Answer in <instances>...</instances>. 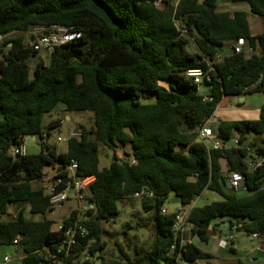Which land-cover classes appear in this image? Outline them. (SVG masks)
<instances>
[{
    "label": "trees",
    "instance_id": "16d2710c",
    "mask_svg": "<svg viewBox=\"0 0 264 264\" xmlns=\"http://www.w3.org/2000/svg\"><path fill=\"white\" fill-rule=\"evenodd\" d=\"M218 1L0 0V36L19 34L0 47V247H19L26 254L22 264H48L64 233L55 231L56 223L46 218L53 212L49 197L34 184L48 174L46 167L61 168L72 160L85 176L96 178L91 187L96 212L83 224L89 234L73 248L68 264L89 245L99 264L213 260L196 244L176 239V212L162 213L171 195L183 208L206 191L221 197L190 210V234L203 244L210 242L217 220H232V226L240 224L264 240V163L255 170L248 165L250 159L264 158V108L258 120L216 123L213 130L224 143L222 150L197 142L199 129L224 97L264 92V82L258 84L264 74V0ZM226 3H245L249 12L221 10ZM250 16L262 20L258 35L251 31ZM54 26L81 37L57 48L46 63L41 52L27 46L24 35L36 28L50 33ZM191 39L198 50L194 54L186 50ZM239 40L245 41L242 53L220 55L217 48L229 49ZM246 47L254 53L248 56ZM36 57L39 61L31 70L26 62ZM209 67L214 70L205 94L187 72ZM60 105L94 119L90 131L68 140L64 153L46 143L60 121L43 126L44 117ZM34 136L41 141L39 154L11 155L13 147ZM102 149L114 153L103 168ZM118 149L124 158L116 155ZM221 159L227 160L230 173L244 177L246 195L227 188ZM143 189L154 194L142 200L143 210L152 214V244L148 250L136 249L134 257L120 250L116 259H105L104 223L119 216V201L133 199ZM11 207L20 208L19 215L5 220ZM75 218L73 212L63 223L69 226ZM233 245L229 252L236 255Z\"/></svg>",
    "mask_w": 264,
    "mask_h": 264
},
{
    "label": "rangeland",
    "instance_id": "374dc122",
    "mask_svg": "<svg viewBox=\"0 0 264 264\" xmlns=\"http://www.w3.org/2000/svg\"><path fill=\"white\" fill-rule=\"evenodd\" d=\"M172 4H175L178 0H169ZM221 10L224 11H233V10H246L248 6L245 3H226L220 7ZM252 30L255 31V25L258 24L259 32L262 30V20L259 17L251 16L250 18ZM36 31L34 29L31 33L25 34V41L28 43L31 40L32 34ZM18 33L11 35L10 37H17ZM1 47V46H0ZM247 55H251L254 52L249 50L248 47L245 48ZM187 52L190 54L197 53L198 50L194 43V40H190V44L187 47ZM1 56V52H0ZM40 58L48 63L50 56L46 51H41ZM39 61V58H31L26 62V64L30 67L31 70L35 68ZM31 76H33V71L31 72ZM203 89V88H202ZM152 96V95H151ZM153 100V96H152ZM66 118H70L68 121ZM60 121L59 126L52 131L51 136H48L46 143L50 146L56 147L59 153H64L67 151V142H63V139H68L71 133H80L82 130L90 131L94 125L93 115L90 113H69L64 110L63 106L60 105L55 111L46 115L44 117L43 126L44 129H47V126L51 122ZM26 147L28 153L31 154H39L41 152V141L39 137H27L26 138ZM127 149V148H126ZM113 152L102 149L101 151V168L107 167L110 165ZM116 155L119 158H124L123 150L118 149ZM55 168L46 167L45 172L48 174H54ZM35 188H41V183H35ZM239 195L243 196L247 193L241 188L238 192ZM174 200L171 203L170 200L166 202L164 208L170 212H174L175 210L181 209L182 205L180 202L172 198ZM221 197L211 191H206L202 196L197 197L195 199L194 207H203L205 205L211 204L212 202L220 201ZM193 205L187 207V210ZM118 207L120 210V214L115 218L111 223H104L103 228L106 231L103 237V242L105 243V250L102 253V256L107 259H116L120 255V250H123L126 254L130 255V257H134L136 254V249H147L153 242V221L151 219L152 214L146 213L142 207L141 199H130V200H122L118 202ZM75 208L73 203H65L63 207L56 209L53 213H48L46 215L47 219L53 220L55 223L62 222L65 218H67L71 211ZM25 214L27 217L29 215V207H27ZM185 208L181 210L187 211ZM20 208L11 207L8 215L5 217V220H14L19 215ZM127 225H131L129 228ZM125 232L128 234L125 235ZM186 234L183 235L187 240L193 241L194 238L190 234L189 227H186ZM241 234L236 233L235 237L226 241V239H222L227 242L229 245H233V247L239 249L243 252V254H249L253 247H256V242H252L251 245L248 246H240V238ZM194 244L201 247L203 250L210 252L214 259L205 262H197L191 263L186 261H179V264H232L233 262H229L227 259L233 258V255L229 252L228 248H221L220 239H211L208 244L201 243L197 238L194 240ZM9 256L11 258L10 262L7 264H22L23 258L26 257V254L17 246H2L0 247V264L4 263V257ZM258 258L263 259L260 262H256ZM254 264H264V256H259L257 258H253ZM249 261V259H247ZM96 263L99 264V261L96 260Z\"/></svg>",
    "mask_w": 264,
    "mask_h": 264
},
{
    "label": "built area",
    "instance_id": "2783aa9c",
    "mask_svg": "<svg viewBox=\"0 0 264 264\" xmlns=\"http://www.w3.org/2000/svg\"><path fill=\"white\" fill-rule=\"evenodd\" d=\"M167 0H157V4H161ZM183 35H187V31L183 30ZM81 37L80 33L72 32L67 28L54 26L50 33L46 32L45 28H36V31L32 34L31 40L27 43V46L35 52L46 51L49 56L53 52L62 46L68 45L79 39ZM5 37L0 36V43H4ZM245 41L239 40L234 44L235 53L240 54L244 51ZM213 67L208 69H192L187 72V77L192 78L194 83L199 87L200 91L202 88H208L206 83L210 81V73L213 71ZM264 82V74L261 75L258 84ZM216 119L214 115L206 121V123L199 129V139L203 142L209 141L210 149L219 151L224 147V143L214 135L213 126L216 124ZM68 139H63V142H68L72 137H79L78 133H71ZM47 138V135L44 136ZM233 140L234 145L238 143ZM252 151L256 150V147L251 148ZM28 150L26 147V138L23 143L19 146L13 147L11 150V155L13 157L25 156ZM136 161L132 158L131 164L134 165ZM264 163V158L250 159L248 161L249 168L252 170L257 169ZM228 180L231 183L232 191L238 193L244 183V177L239 173H229L227 174ZM94 176H85L83 171L80 169L79 164L76 161H70L68 164L61 168H55L54 174L45 175L40 183L42 184V189L45 195L49 197V203L53 212L64 206L65 203H73L75 208L71 211L76 213L75 221L69 225L65 226L62 222L56 223L54 225L55 231H62L64 233V240L61 246L52 252L48 264H68L70 255L72 254L73 248L80 245L82 239H84L88 234V229L83 225L85 222L89 221L92 215L96 212V207L91 201V187L95 182ZM154 197L153 192L143 189L141 192L133 196L134 199H145ZM195 201L191 204L194 207ZM52 212V213H53ZM162 213L164 215L169 214L166 209L163 208ZM189 211L176 212L173 231L175 233L176 239L181 236L183 237L186 227H189L188 217ZM70 216V215H69ZM68 216V217H69ZM6 217V216H5ZM4 217V219H5ZM67 217V218H68ZM234 235L236 233L241 234L244 237L251 239L253 242H257L258 245L253 247V253L264 254V240L258 234L249 235L240 224L232 227ZM95 242L91 239L90 244ZM182 242L184 239L182 238ZM17 243V241H15ZM222 246L228 248L229 244L223 242ZM11 258L6 256L4 258V263H9ZM97 255H92L90 252V245L82 252L81 256L71 261V264H97ZM251 262H254L251 259Z\"/></svg>",
    "mask_w": 264,
    "mask_h": 264
},
{
    "label": "crops",
    "instance_id": "0c3cea01",
    "mask_svg": "<svg viewBox=\"0 0 264 264\" xmlns=\"http://www.w3.org/2000/svg\"><path fill=\"white\" fill-rule=\"evenodd\" d=\"M237 10H233V11H229V12H235ZM241 11V10H238ZM243 11H247L249 12V9L243 10ZM251 18V16H250ZM249 18V20H250ZM250 26H251V22H250ZM258 24L255 25V31L252 30L251 27V31L253 33V35H258L262 32L263 30V26H262V30L261 32H259L258 29ZM13 35V34H12ZM11 36V35H10ZM10 36L5 37L4 42L10 38ZM32 38V37H31ZM3 44V43H2ZM2 44L0 43V46H2ZM232 46V45H230ZM234 47V44H233ZM1 58V56H0ZM202 93L207 94L208 92V88H203L201 90ZM236 97H224L223 100L221 101V103L218 105L217 110L214 114V118L216 119V122H221V121H241V120H258L260 118V114L262 109L264 108V92L263 93H259V94H248L245 96V101L243 103H235L234 99ZM68 121L70 120V118H66ZM173 195L170 196L169 200L171 201V203L174 202V200L172 199ZM191 206V205H189ZM187 206V207H189ZM187 207H185V209L187 210ZM164 208V207H163ZM165 209V208H164ZM182 209H184L183 207L181 209L175 210L173 213L181 211ZM192 209V207L190 208V210ZM167 210V209H166ZM168 211V210H167ZM189 211V210H187ZM169 212V211H168ZM172 213V212H170ZM228 220H217L213 223V228L210 230V240L211 239H220V245L221 248H224L222 246L223 242H225L222 239H226V235H230L229 232H226L225 229L227 227V225L225 224ZM233 231V228H232ZM187 232H185L184 234H186ZM235 237V235H234ZM244 236H241V238L239 239L240 242L242 241L245 246L251 245L253 241H251V239L245 240ZM184 242H189V243H194L193 241L187 240L186 237L184 236ZM229 239H226V241ZM256 244L258 245V243L256 242ZM230 246V245H229ZM199 247V246H198ZM244 247V246H243ZM200 249H202L201 247H199ZM235 248V247H234ZM203 250V249H202ZM229 250V247H228ZM237 254L233 255V258H229L227 259L229 262H236L237 260H243V261H248L247 259H249V263L254 264L253 262H251L252 256L253 258H257L259 256H264V254L262 253H253L252 251L249 254H243L242 251H240L239 249H237ZM205 251V250H203ZM208 252V251H205ZM210 253V252H208ZM6 257V256H5ZM4 257V258H5ZM24 259V258H23ZM263 259L258 258L257 260H255L257 263L260 262L262 263ZM200 262V261H199ZM5 264V263H3Z\"/></svg>",
    "mask_w": 264,
    "mask_h": 264
},
{
    "label": "water",
    "instance_id": "95a60500",
    "mask_svg": "<svg viewBox=\"0 0 264 264\" xmlns=\"http://www.w3.org/2000/svg\"><path fill=\"white\" fill-rule=\"evenodd\" d=\"M218 3L220 4L221 0H219ZM217 50L219 51V53H220V55L222 57H228V56H232V55L235 54V50H234L233 47H231L229 49H226V50H221L220 48H217ZM244 101H245V96L236 97L234 99L235 103H238V102L243 103ZM214 135H216V132H214ZM197 142L198 143H202L203 141L201 139H198ZM205 143L207 145H210L209 141H206ZM228 146L229 147H233L234 146V142L230 141ZM220 164H221V172H222V174H229L230 171H229V168H228L227 160L226 159H221ZM226 184H227V188L229 190H232L231 183L229 181H227ZM225 224L227 225L225 231L230 233V235H226L225 237H226V239H232L234 237V232L232 231V227H233L232 226V220L227 221ZM244 239L247 240V242L249 240L247 237H245ZM240 246L243 247V246H245V244L241 241L240 242Z\"/></svg>",
    "mask_w": 264,
    "mask_h": 264
}]
</instances>
